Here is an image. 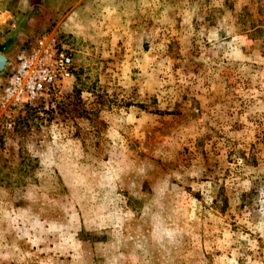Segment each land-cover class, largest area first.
<instances>
[{
    "label": "rangeland",
    "instance_id": "1",
    "mask_svg": "<svg viewBox=\"0 0 264 264\" xmlns=\"http://www.w3.org/2000/svg\"><path fill=\"white\" fill-rule=\"evenodd\" d=\"M43 34L73 71L0 100V264H264V0H0L12 65Z\"/></svg>",
    "mask_w": 264,
    "mask_h": 264
},
{
    "label": "built area",
    "instance_id": "2",
    "mask_svg": "<svg viewBox=\"0 0 264 264\" xmlns=\"http://www.w3.org/2000/svg\"><path fill=\"white\" fill-rule=\"evenodd\" d=\"M72 55L54 34H43L31 48L20 49L3 78V105L30 101L57 91L72 75Z\"/></svg>",
    "mask_w": 264,
    "mask_h": 264
},
{
    "label": "water",
    "instance_id": "3",
    "mask_svg": "<svg viewBox=\"0 0 264 264\" xmlns=\"http://www.w3.org/2000/svg\"><path fill=\"white\" fill-rule=\"evenodd\" d=\"M12 66V60L0 52V80L7 74Z\"/></svg>",
    "mask_w": 264,
    "mask_h": 264
},
{
    "label": "trees",
    "instance_id": "4",
    "mask_svg": "<svg viewBox=\"0 0 264 264\" xmlns=\"http://www.w3.org/2000/svg\"><path fill=\"white\" fill-rule=\"evenodd\" d=\"M1 51V50H0Z\"/></svg>",
    "mask_w": 264,
    "mask_h": 264
}]
</instances>
